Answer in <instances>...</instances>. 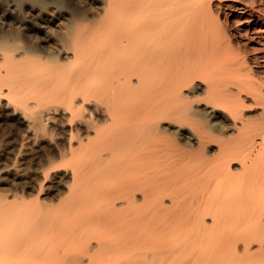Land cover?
Wrapping results in <instances>:
<instances>
[{
    "label": "bare ground",
    "instance_id": "1",
    "mask_svg": "<svg viewBox=\"0 0 264 264\" xmlns=\"http://www.w3.org/2000/svg\"><path fill=\"white\" fill-rule=\"evenodd\" d=\"M244 92L264 102V0H0V107L30 138L60 115L67 208L95 190L74 223L0 211V264H264Z\"/></svg>",
    "mask_w": 264,
    "mask_h": 264
},
{
    "label": "rangeland",
    "instance_id": "2",
    "mask_svg": "<svg viewBox=\"0 0 264 264\" xmlns=\"http://www.w3.org/2000/svg\"><path fill=\"white\" fill-rule=\"evenodd\" d=\"M220 9L219 15L226 21H232L231 30H235L240 14L235 8ZM251 63L255 68L258 67L254 61ZM245 94L247 93L244 92V99L248 105L246 104L241 117L253 118L254 121L259 120L261 123L264 102H254L253 96L250 94L245 96ZM0 111V198H7L6 201L9 202L6 207L0 205V211L10 209L16 213L15 219L26 222L66 220L74 223L83 214H95V190L86 192L87 195L83 196L84 203L81 207L67 208V200L72 197L69 192L72 165L69 160L58 159L59 146L62 149L64 145H67L61 136L62 127L57 123L60 115L44 120L43 125L36 131L39 137L34 138V136L31 139L26 126L28 122L20 111L11 110L8 113L1 107ZM256 117L258 118L255 119ZM240 118H237L239 124L242 119ZM233 124L231 118L228 128L232 129ZM65 128H68V125H65ZM36 197L46 201L44 202L46 205H43L40 210L34 208L31 203ZM23 199L26 200L25 203H31L29 207L19 204ZM91 228L95 231V224Z\"/></svg>",
    "mask_w": 264,
    "mask_h": 264
}]
</instances>
